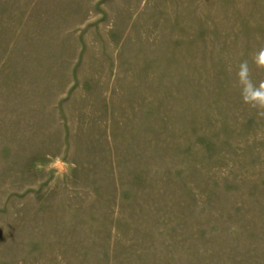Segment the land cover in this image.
Segmentation results:
<instances>
[{"label":"rangeland","instance_id":"1","mask_svg":"<svg viewBox=\"0 0 264 264\" xmlns=\"http://www.w3.org/2000/svg\"><path fill=\"white\" fill-rule=\"evenodd\" d=\"M260 48L264 0H0V264H264Z\"/></svg>","mask_w":264,"mask_h":264},{"label":"clouds","instance_id":"2","mask_svg":"<svg viewBox=\"0 0 264 264\" xmlns=\"http://www.w3.org/2000/svg\"><path fill=\"white\" fill-rule=\"evenodd\" d=\"M253 68L264 71V48L255 53L251 66L248 60H242L235 72V85L242 103L255 110L258 117H264V80L254 81Z\"/></svg>","mask_w":264,"mask_h":264}]
</instances>
